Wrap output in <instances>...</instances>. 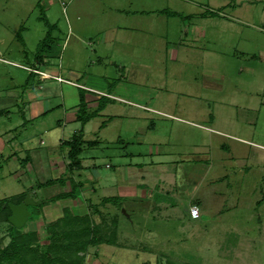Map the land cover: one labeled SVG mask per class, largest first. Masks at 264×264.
<instances>
[{"label":"rangeland","instance_id":"rangeland-1","mask_svg":"<svg viewBox=\"0 0 264 264\" xmlns=\"http://www.w3.org/2000/svg\"><path fill=\"white\" fill-rule=\"evenodd\" d=\"M81 126L67 210L116 232L82 264H264V0H0V200L64 192L52 164ZM67 204L20 229L47 243Z\"/></svg>","mask_w":264,"mask_h":264},{"label":"trees","instance_id":"trees-1","mask_svg":"<svg viewBox=\"0 0 264 264\" xmlns=\"http://www.w3.org/2000/svg\"><path fill=\"white\" fill-rule=\"evenodd\" d=\"M82 105L81 98L79 100ZM101 108V107H100ZM101 109H98V111ZM97 112H92L87 116H77V121L85 124L89 119L93 118ZM82 127V126H81ZM82 130L74 134L70 141H67L66 157L68 160L67 169L69 171L78 170L80 168V160L78 156L81 152V146L84 143L92 144V142H84L81 140ZM57 181V180H55ZM61 184L63 180H58ZM51 184V182H48ZM81 183L74 184L71 182V188L67 193H59L48 200H43L38 203L42 207L48 202L55 203L63 199H76L78 188ZM25 193H21L12 199L0 200V223H6L7 242L3 245V238L0 237V264H82V259L79 254H84L88 247L96 245H116V232L114 222H109L107 231L95 225L93 221L86 215L81 217L72 215L66 208L62 210V217L56 220L51 225L44 227V240L47 242L41 243L38 234L34 231H22L15 229L8 224L7 218L10 214L7 204H18L23 199ZM109 198L103 199V203L111 202ZM35 206H27L26 210H33L35 215L37 212ZM28 222L33 219L27 217ZM56 228V229H55ZM45 243V244H44ZM170 263V262H169Z\"/></svg>","mask_w":264,"mask_h":264},{"label":"crops","instance_id":"crops-1","mask_svg":"<svg viewBox=\"0 0 264 264\" xmlns=\"http://www.w3.org/2000/svg\"><path fill=\"white\" fill-rule=\"evenodd\" d=\"M119 12V11H118ZM147 12H154V11H145V13L144 14H147ZM163 11H160L159 13H162ZM155 13H158V11H155ZM119 14H122V13H120L119 12ZM36 75L38 74V75H42L43 76V78H46V77H48V74L47 73H43V72H39V73H35ZM25 93V92H24ZM27 95L29 96V102H28V104L26 105V107H27V109H29V114H30V117H33L32 119H35V118H38L39 116L38 115H40L41 114V112H42V106H43V104L41 103V100L40 99H38V97L37 96H39V94H36V93H27ZM96 115H97V113H96ZM95 115V116H96ZM76 121H77V118L75 117L74 118ZM83 126L80 128L82 131H83ZM101 128V127H100ZM75 134V133H74ZM73 134V135H74ZM82 134H83V132H82ZM81 140H82V136H81ZM83 141V140H82ZM67 141H60L59 142V147H62V146H64V147H66V153H67V146L65 145V143H66ZM4 146V143L2 142L1 144H0V148H2ZM66 153L63 155V162L62 163H59V164H56V163H53L52 165H53V167L55 168V169H64L65 170V173L63 172V173H61V175H60V180H63L62 181V183L60 184L63 188L65 187V191L64 192H61V193H67V192H69V190H70V188H71V182H73L74 184H76V183H78V182H80V181H77V182H74L72 179H71V177H68L67 175H66V172L68 171V172H72V171H69L68 169H67V164H68V160H67V157H66ZM81 153V152H80ZM225 154L226 155H228V152H225ZM78 158H79V156H78ZM230 158H232L231 156H230ZM80 160V159H79ZM221 160H228V158H224V159H221ZM197 162V161H196ZM20 163H21V165H20V169H18L15 173H19V175H21V176H23L24 175V172H20L21 170H23L24 169V167L26 166V164L27 163H29L28 162V157H24L22 160H20ZM197 163H199V164H202V162H197ZM203 165H204V167L203 166H199V165H193V169H196V174H197V176H196V180L197 181H199V180H201V178H203V176H204V174L205 173H208V170H209V163L208 162H204L203 163ZM27 166H28V164H27ZM48 167V166H47ZM81 167V166H80ZM51 169H52V167H50ZM53 168V169H54ZM15 173H13V174H15ZM131 173V172H130ZM139 174V178H140V182L142 183H144V180H146V181H151V179L150 178H148L147 176H149V175H147V172L146 173H144V175H142V173L141 172H139L138 173ZM55 180H57V179H54V180H49V181H47V182H52L53 181V184H54V182H55ZM210 180V179H209ZM129 181L130 182H135V181H137V179H136V177H135V179L133 178H129ZM55 183H58V182H55ZM81 183V182H80ZM50 185V184H49ZM143 184H141V185H139V186H142ZM84 185H80V187L78 188V192H80V191H83V189L85 188V187H83ZM141 188V187H140ZM67 189H69V190H67ZM142 190V189H141ZM78 192H77V195H78ZM141 192V191H140ZM143 192V191H142ZM144 193H145V191H144ZM25 194H27V193H25ZM24 194V195H25ZM77 195H76V199H70V198H68V199H63V200H59V201H56L55 203H57V205H63V204H67V206H66V209H68L69 211H71V205H74L75 204V202H79L78 201V199H77ZM55 196V195H54ZM145 196H146V194H144V196L142 197V199H145ZM28 197H29V193H28ZM40 200L41 199H39L36 203H37V205H38V203L40 202ZM73 200V201H72ZM32 201V200H31ZM35 201V200H34ZM33 202V201H32ZM34 203V202H33ZM79 203H81V202H79ZM191 206H194V207H196V210H197V216H196V218H194V219H192V218H190V219H192V220H196V219H198V217H200V213H199V210H198V207L197 206H195V205H191ZM191 206H189V208L191 207ZM64 208V207H63ZM62 208V209H63ZM189 208H188V215H189ZM203 213V212H202ZM189 217H191L190 215H189ZM26 222H27V220H26ZM25 222V223H26ZM25 223H24V225H25Z\"/></svg>","mask_w":264,"mask_h":264},{"label":"water","instance_id":"water-1","mask_svg":"<svg viewBox=\"0 0 264 264\" xmlns=\"http://www.w3.org/2000/svg\"><path fill=\"white\" fill-rule=\"evenodd\" d=\"M36 205L37 203H33L29 199L28 194H25L21 202L16 205L8 203L7 206L10 212L7 218L8 224L15 229H20L24 225L28 217V211L26 210V207Z\"/></svg>","mask_w":264,"mask_h":264},{"label":"built area","instance_id":"built-area-1","mask_svg":"<svg viewBox=\"0 0 264 264\" xmlns=\"http://www.w3.org/2000/svg\"><path fill=\"white\" fill-rule=\"evenodd\" d=\"M189 215L191 216V218H196V216H197V210H196V207L191 206V207L189 208Z\"/></svg>","mask_w":264,"mask_h":264}]
</instances>
